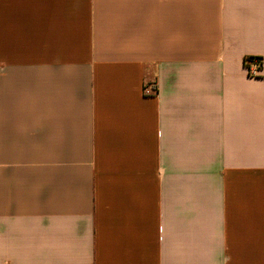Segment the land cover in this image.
Listing matches in <instances>:
<instances>
[{
  "label": "crops",
  "instance_id": "crops-1",
  "mask_svg": "<svg viewBox=\"0 0 264 264\" xmlns=\"http://www.w3.org/2000/svg\"><path fill=\"white\" fill-rule=\"evenodd\" d=\"M0 264H264V0H0Z\"/></svg>",
  "mask_w": 264,
  "mask_h": 264
},
{
  "label": "trees",
  "instance_id": "trees-1",
  "mask_svg": "<svg viewBox=\"0 0 264 264\" xmlns=\"http://www.w3.org/2000/svg\"><path fill=\"white\" fill-rule=\"evenodd\" d=\"M245 64H247L248 67H250L251 65L256 64V58L254 57H248L245 59Z\"/></svg>",
  "mask_w": 264,
  "mask_h": 264
},
{
  "label": "built area",
  "instance_id": "built-area-1",
  "mask_svg": "<svg viewBox=\"0 0 264 264\" xmlns=\"http://www.w3.org/2000/svg\"><path fill=\"white\" fill-rule=\"evenodd\" d=\"M250 69H251V71H254V72L257 71L256 67H252V66H251Z\"/></svg>",
  "mask_w": 264,
  "mask_h": 264
}]
</instances>
